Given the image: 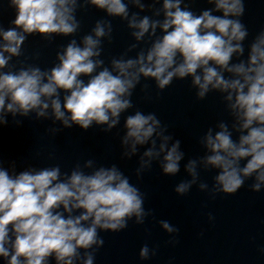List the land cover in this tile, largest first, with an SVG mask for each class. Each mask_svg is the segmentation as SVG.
I'll use <instances>...</instances> for the list:
<instances>
[{
	"label": "clouds",
	"instance_id": "clouds-1",
	"mask_svg": "<svg viewBox=\"0 0 264 264\" xmlns=\"http://www.w3.org/2000/svg\"><path fill=\"white\" fill-rule=\"evenodd\" d=\"M6 2L15 18L8 28L0 24V127L9 124V115L19 126L17 117L34 114L38 120L59 122L53 132L73 126L87 131L94 125L111 132L123 114L135 109L132 97L142 80L154 81L162 92L174 80L190 79L198 100L218 94L230 118L199 137L204 154L184 162L181 140L156 113L135 109L124 116L121 158L139 157L138 179L154 162L164 176L175 177L184 162L190 179L175 185L180 196L194 186L213 197L233 195L248 180L251 191L264 189V29L252 38L244 58L249 37L241 19L245 0H206L211 7L199 14L190 7L192 0ZM88 7L107 18L96 20L79 41L69 40L54 66L12 63L23 55L29 36L49 41L75 37L81 29L77 13ZM109 18L126 22L134 43L106 64L103 42H111L114 30ZM141 91L151 98L148 84ZM211 170L216 174L210 188L201 171ZM144 205L145 194L115 163L106 167L88 159L65 172L59 165L17 172L14 163L4 167L0 158V258L3 264H49L50 258L55 264H94L104 245L100 232H120L129 221L143 225L152 215ZM159 223L172 236L168 243H178L179 229L168 221ZM156 254L145 244L139 257Z\"/></svg>",
	"mask_w": 264,
	"mask_h": 264
}]
</instances>
